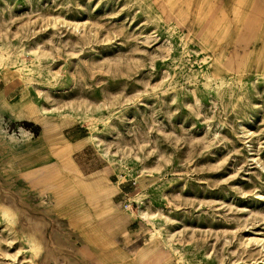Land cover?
Returning a JSON list of instances; mask_svg holds the SVG:
<instances>
[{
	"label": "rangeland",
	"instance_id": "1",
	"mask_svg": "<svg viewBox=\"0 0 264 264\" xmlns=\"http://www.w3.org/2000/svg\"><path fill=\"white\" fill-rule=\"evenodd\" d=\"M0 264H264V0H0Z\"/></svg>",
	"mask_w": 264,
	"mask_h": 264
},
{
	"label": "bare ground",
	"instance_id": "2",
	"mask_svg": "<svg viewBox=\"0 0 264 264\" xmlns=\"http://www.w3.org/2000/svg\"><path fill=\"white\" fill-rule=\"evenodd\" d=\"M3 210H4L3 215L9 216V215L13 214L12 211L7 207H4Z\"/></svg>",
	"mask_w": 264,
	"mask_h": 264
}]
</instances>
